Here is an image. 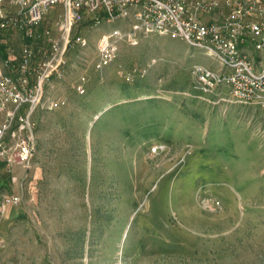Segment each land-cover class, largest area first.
Listing matches in <instances>:
<instances>
[{
    "label": "rangeland",
    "instance_id": "374dc122",
    "mask_svg": "<svg viewBox=\"0 0 264 264\" xmlns=\"http://www.w3.org/2000/svg\"><path fill=\"white\" fill-rule=\"evenodd\" d=\"M115 28L128 29L72 30L27 167L0 165V198L21 197L0 221V264H264V109L196 89L192 68L220 65L180 39L139 35L97 70Z\"/></svg>",
    "mask_w": 264,
    "mask_h": 264
},
{
    "label": "built area",
    "instance_id": "2783aa9c",
    "mask_svg": "<svg viewBox=\"0 0 264 264\" xmlns=\"http://www.w3.org/2000/svg\"><path fill=\"white\" fill-rule=\"evenodd\" d=\"M53 9L59 10L55 30L43 29ZM88 17L95 26L125 21L128 27L98 40L97 70L115 60L121 43L134 45L139 35L180 39L220 65L219 70L195 65L196 89L206 95L226 90L221 100L264 109V0H0L2 169L27 167L44 84L64 64L72 30ZM16 41L17 51L10 47ZM43 43L49 48H40ZM79 43L88 46L86 39ZM44 58L43 66L30 69L32 60ZM20 203L18 194H3L0 221Z\"/></svg>",
    "mask_w": 264,
    "mask_h": 264
},
{
    "label": "crops",
    "instance_id": "0c3cea01",
    "mask_svg": "<svg viewBox=\"0 0 264 264\" xmlns=\"http://www.w3.org/2000/svg\"><path fill=\"white\" fill-rule=\"evenodd\" d=\"M2 169V168H1ZM4 225H6L5 223H2L1 226L3 227Z\"/></svg>",
    "mask_w": 264,
    "mask_h": 264
}]
</instances>
